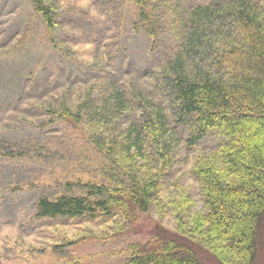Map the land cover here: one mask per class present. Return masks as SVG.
Returning <instances> with one entry per match:
<instances>
[{"label":"rangeland","instance_id":"obj_1","mask_svg":"<svg viewBox=\"0 0 264 264\" xmlns=\"http://www.w3.org/2000/svg\"><path fill=\"white\" fill-rule=\"evenodd\" d=\"M46 1L53 29L32 0H0V264H125L131 247L177 235L174 203L187 198L189 211L202 209L193 166L228 141L225 131L190 145L191 121L169 106L181 144L159 203L131 223L118 215L38 218L37 202L43 195L56 199L69 180L104 179L108 164L89 137L105 127L86 111L77 120L76 109L87 95L98 104L109 82L147 95L149 78L180 48L179 6L190 10L211 0H140L147 17L134 0ZM256 2L264 8V0ZM65 105L73 117L62 115ZM139 118L133 110L116 122L126 127ZM181 242L197 248L205 264H218L204 247Z\"/></svg>","mask_w":264,"mask_h":264},{"label":"trees","instance_id":"obj_2","mask_svg":"<svg viewBox=\"0 0 264 264\" xmlns=\"http://www.w3.org/2000/svg\"><path fill=\"white\" fill-rule=\"evenodd\" d=\"M32 1L53 29L51 6ZM134 1L147 17V4ZM179 11L180 48L149 78L147 95L109 82L98 104L87 95L75 116L63 107L62 115L79 120L86 111L105 127L89 139L108 165L99 182L69 180L56 199L41 196L36 216L118 215L131 223L158 204L167 186L163 177L181 144L166 115L173 105L178 119L194 127L190 145L212 130L225 131L228 141L193 166L202 209L189 211L187 198L179 201L183 206L174 203V213L181 215L177 235L131 247L125 264H205L184 239L204 247L218 264H264V8L256 0H211ZM133 110L140 112L139 124L116 122Z\"/></svg>","mask_w":264,"mask_h":264}]
</instances>
